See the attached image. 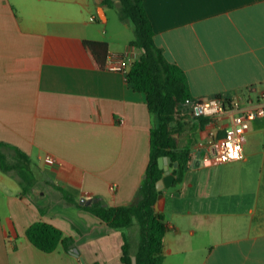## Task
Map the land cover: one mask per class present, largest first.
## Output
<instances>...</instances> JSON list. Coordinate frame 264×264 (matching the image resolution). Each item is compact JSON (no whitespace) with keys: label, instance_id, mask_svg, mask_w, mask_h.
Instances as JSON below:
<instances>
[{"label":"crops","instance_id":"obj_1","mask_svg":"<svg viewBox=\"0 0 264 264\" xmlns=\"http://www.w3.org/2000/svg\"><path fill=\"white\" fill-rule=\"evenodd\" d=\"M143 3L156 46L185 72L195 100L264 90V0ZM111 21L95 0H0V157L19 159L32 180L0 170V264H122L124 235L137 251L138 223L115 230L87 208L135 204L157 125L146 96L107 69L109 54L133 64L144 52L110 33ZM86 41L108 45L104 69L92 67ZM196 105L181 106L171 125L190 161L163 191L162 264H264V118L250 123L241 161L195 167L212 153L215 128ZM38 221L71 238L79 256L33 246L26 232Z\"/></svg>","mask_w":264,"mask_h":264},{"label":"trees","instance_id":"obj_2","mask_svg":"<svg viewBox=\"0 0 264 264\" xmlns=\"http://www.w3.org/2000/svg\"><path fill=\"white\" fill-rule=\"evenodd\" d=\"M117 1L122 18L133 26L137 36L131 46L144 51L141 58L133 63L126 79L134 91L146 96L148 109L156 117L157 125L151 130L147 178L140 188L135 204L110 207L103 206L97 200L87 208L115 230L124 231L136 222L139 224L140 242L135 254L132 253L127 236H123L122 264H133L134 256L137 264H162L167 225L163 214L160 213L157 216L155 209L158 201L156 185L164 177V171L159 168L158 160L161 157H169L173 164L178 162V167L174 169L173 186L182 182L190 156L188 152L178 151L171 125L181 106L186 103H198V101L192 96L185 72L168 61L163 50L156 46L155 31L143 0ZM101 4L107 7L115 6L113 0H102ZM82 47L93 68H105L101 59H106L108 54L106 43L86 41ZM0 170L7 174L16 171L22 180L30 187L32 186L30 173L26 169L15 166L1 157ZM26 236L33 246L44 253H53L61 245L68 253H71L73 249V240L65 237L61 230L46 222L38 221L32 224Z\"/></svg>","mask_w":264,"mask_h":264},{"label":"built area","instance_id":"obj_3","mask_svg":"<svg viewBox=\"0 0 264 264\" xmlns=\"http://www.w3.org/2000/svg\"><path fill=\"white\" fill-rule=\"evenodd\" d=\"M131 64L124 56L109 54L107 69L129 73ZM248 94H234L229 98L212 97L201 100L196 105L199 115L208 119L214 125L209 132V145L212 153L195 162V167L219 165L241 161L244 157L245 136L252 121L264 118V90ZM229 117V127L223 129L221 119ZM224 130V136L219 133ZM114 187L112 188V190Z\"/></svg>","mask_w":264,"mask_h":264},{"label":"rangeland","instance_id":"obj_4","mask_svg":"<svg viewBox=\"0 0 264 264\" xmlns=\"http://www.w3.org/2000/svg\"><path fill=\"white\" fill-rule=\"evenodd\" d=\"M119 9H120L119 6L117 7L116 5L113 7H107V12L111 16V19H115V24L113 21H111V23L108 26L110 33H114V34L118 35L119 39L132 38V40H136L137 36H136V33H135L133 26L130 24L131 29L128 30V29L124 28L123 24L121 23L122 14H121ZM6 159L9 161V163L22 168L21 167L22 166L21 161L19 159H15V158L13 159L11 156H9V158H6ZM222 167H223V165L219 164V166H216L215 169H221ZM30 171L33 174H39L40 173V170L36 166H30ZM11 174L18 177V172H16V171H12ZM174 189H176V187H174ZM137 239H138V237H137Z\"/></svg>","mask_w":264,"mask_h":264},{"label":"water","instance_id":"obj_5","mask_svg":"<svg viewBox=\"0 0 264 264\" xmlns=\"http://www.w3.org/2000/svg\"><path fill=\"white\" fill-rule=\"evenodd\" d=\"M97 3H101L100 0H95ZM158 164H159V168L161 170L164 171L165 175L164 177L158 181L156 188L158 190V201L155 205V209H156V215L159 216L161 209H162V198H163V191L165 188H170L175 180V175L171 173V165H173V161L171 158L169 157H161L158 160ZM175 167H178V164L175 163ZM147 178V176H146ZM92 202V199L86 200V201H82V205H90ZM102 205L106 206V204L104 203V201H102ZM72 254L74 256H79L78 250L74 249V251L72 252ZM132 262L133 264H137V259L136 257L132 258Z\"/></svg>","mask_w":264,"mask_h":264}]
</instances>
